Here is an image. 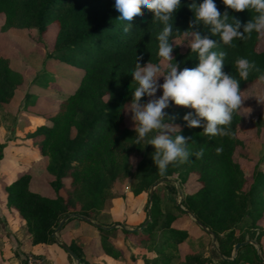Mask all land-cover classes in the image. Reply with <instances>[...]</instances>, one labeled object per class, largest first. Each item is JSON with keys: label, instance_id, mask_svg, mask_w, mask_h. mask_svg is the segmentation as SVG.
Returning <instances> with one entry per match:
<instances>
[{"label": "trees", "instance_id": "1", "mask_svg": "<svg viewBox=\"0 0 264 264\" xmlns=\"http://www.w3.org/2000/svg\"><path fill=\"white\" fill-rule=\"evenodd\" d=\"M200 2L196 0L197 4ZM191 3L192 0H180L172 19L170 55L178 70L195 67L197 63L183 32L200 31L220 44L218 36H211L206 28L189 27L193 19L188 7ZM215 3L223 14L225 6L220 0ZM112 4L113 0H0V32L32 31L42 40L53 27L52 50L47 57L69 67L70 74L77 76L73 90L53 103V110L44 115L43 124L32 134L38 138L39 154L45 159L43 173L49 193L31 191V176L24 173L5 186L7 207L15 210L25 223L33 246L58 245L51 234L59 222L71 215L96 221L108 201L121 197L116 188L118 182L129 180L132 193L139 195L156 181L170 179L172 182L163 183V187L177 195L176 182L183 189L192 177L197 189L182 195L181 206L214 235L218 250L213 248L215 264H241L244 255L249 264H264V253L260 250L259 256L252 244L240 247L231 256L234 245L244 241L247 230L257 227L264 218V158L254 164L248 177L244 176L241 161L247 152L246 141L239 136L244 120L241 110L233 116L231 136L209 141L199 135L201 128L184 125L181 117L191 109L170 104L164 110L166 122L178 125L180 134L189 138L190 156L182 163L173 162L161 174L151 160L152 146L132 144L134 132L125 125L126 113L122 109L131 100L134 85L128 72L133 69L135 57H142L141 66L148 61L157 62L155 36L160 28L152 23L150 11L141 10L139 19L129 22L130 32L124 34L115 27L118 13ZM227 11L242 25L253 15L248 10ZM260 40L261 34L252 33L247 39L234 41L232 47L220 45L214 49L226 52L222 70L235 75L234 61L244 57L264 71ZM176 42L181 44L182 51ZM256 75L251 73L248 80L239 82L242 94L257 86ZM24 82L18 62L0 52V105H9ZM147 99L142 97L141 101ZM254 124L259 130L260 122ZM217 147L222 151L217 153ZM201 149L203 154L196 157L194 153ZM261 162L263 166L259 165ZM174 210L175 214L162 212L154 193L150 213L145 211L144 223L149 220L144 227L137 232L121 229V233L153 254L167 249L179 251L177 247L191 234L174 225L177 215L188 216L177 206ZM192 226L200 236L212 240L193 221ZM96 229L101 233L98 251L118 257L108 240L115 229ZM153 242L155 247L151 248ZM68 247L79 264H86L75 245ZM181 260L183 264H212L209 257L191 249L183 253Z\"/></svg>", "mask_w": 264, "mask_h": 264}, {"label": "rangeland", "instance_id": "2", "mask_svg": "<svg viewBox=\"0 0 264 264\" xmlns=\"http://www.w3.org/2000/svg\"><path fill=\"white\" fill-rule=\"evenodd\" d=\"M53 31V27L50 28L42 40H39L32 31L0 32V52L18 62L25 80L14 100L9 105H0L1 191H4L5 186L14 179L28 173L31 176L29 183L31 191L40 195L49 193L43 173L45 159L39 154L38 138L32 137V134L36 127L43 124L44 115L53 110V103H57L73 90L77 79L75 74H70L72 70L69 67L47 57L52 50ZM175 45H178V50L182 51L183 47L179 42ZM259 45V50L264 51V34H261ZM42 79H45V84ZM158 82L162 83V78H159ZM262 90L264 88L257 85L242 94L245 99L242 101L240 110L244 120L239 136L246 141L247 156L241 161L245 177L249 176L254 164L264 158V105L258 104L255 98L251 97ZM156 95H160L159 90ZM255 121L260 122L259 130L254 124ZM125 125L128 128L133 127L130 113L125 115ZM259 165L263 166L262 162ZM163 185L156 187L154 193L159 199L162 212L172 214L176 213L174 208L178 207L182 195L197 189V184L192 177L183 189L176 182L175 186H178L181 193L179 199L178 195L169 193ZM116 188L121 197L108 201L93 222L102 226L103 229L112 225H120L128 230L140 229L145 221L148 191L134 195L129 180L118 182ZM177 216L178 219L174 225L188 230L191 234L189 239L177 247L179 251L167 249L159 254H153L144 245L138 244L135 239L125 238L120 228H114L115 231L108 240L119 256L116 258L108 256L98 251V237L101 233L92 225L79 219L67 222L56 238L58 243L67 246L75 245L86 264H164V259L167 260L166 264H183L181 256L189 249L195 250L204 258L209 257L212 264H215L217 258L212 240L209 241L208 238L200 236L197 229L192 226L189 216ZM23 230L29 234L25 223ZM250 235H252L251 238ZM244 237V241L249 240L254 243L257 253L261 254L260 250L264 253V218L257 227L248 229ZM57 246L61 249L59 245ZM153 247H155L154 242L151 248ZM233 255L232 251L231 256ZM28 257L39 259L42 264H48L44 256L31 254L23 255L21 264H26ZM248 260V256L244 255L241 264H249ZM65 264H75V262L66 254Z\"/></svg>", "mask_w": 264, "mask_h": 264}, {"label": "clouds", "instance_id": "3", "mask_svg": "<svg viewBox=\"0 0 264 264\" xmlns=\"http://www.w3.org/2000/svg\"><path fill=\"white\" fill-rule=\"evenodd\" d=\"M226 11H218L215 0H196L188 5L193 14L189 25L206 28L211 36H218L220 44L202 35L200 31H185L187 47L196 66L180 68L170 55L173 44L172 19L180 7V0H113L112 8L118 13L115 27L122 33L130 32V21L139 19L141 10L152 13V23L160 30L155 36L157 42V62H146L141 66L142 57H135L131 75L133 87L131 100L122 106L125 113H130L132 144L153 148L151 160L153 165L164 174L173 162L189 159V138L180 134L178 125L166 122L164 110L172 106L191 109L181 119L188 128H201L200 136L211 140L213 137L231 136V124L234 114L241 108L242 92L239 82L246 81L251 73H256L257 85L264 88V71L254 62L241 57L234 61L235 75L225 73V51H215L220 45L232 47L234 41L247 39L252 33L264 34V0H220ZM227 10L240 12L248 10L253 13L251 19L243 25L228 14ZM163 65V67H162ZM238 77V78H237ZM162 78V83H159ZM160 95H156L157 92ZM148 98L142 102L141 98ZM256 102L264 105V90L254 96ZM108 99V95L106 100ZM217 153L222 149L217 147ZM203 150L194 153L196 157Z\"/></svg>", "mask_w": 264, "mask_h": 264}, {"label": "crops", "instance_id": "4", "mask_svg": "<svg viewBox=\"0 0 264 264\" xmlns=\"http://www.w3.org/2000/svg\"><path fill=\"white\" fill-rule=\"evenodd\" d=\"M23 227L24 222L15 210L7 207L6 194L0 190V264H21L27 254L44 256L48 264H65L66 254L57 244L33 246Z\"/></svg>", "mask_w": 264, "mask_h": 264}, {"label": "water", "instance_id": "5", "mask_svg": "<svg viewBox=\"0 0 264 264\" xmlns=\"http://www.w3.org/2000/svg\"><path fill=\"white\" fill-rule=\"evenodd\" d=\"M165 182H172V180H170V179H161V180H158V181H156L155 183H153L150 187H149V190H148V206H147V209H146V211H147V213L149 214L150 213V205H151V202H152V197H153V194H154V190H155V188L156 187H158L159 185H162L163 183H165ZM175 188H176V191H177V195H178V197H179V199L181 198V193H180V189L178 188V186H175ZM178 207L182 210V211H184L189 217H190V219L193 221V222H195L196 223V225L200 228V229H202L205 233H207L210 237H211V239H212V243H213V247H214V249L216 250V251H218L217 250V246H216V241H215V237H214V235L210 232V231H208L199 221H197L196 219H195V217L192 215V214H190L188 211H185V210H183V208H182V206H181V201H179V203H178ZM72 218H74V219H79V220H82V221H84L85 223H87V224H89V225H92L93 227H95V228H101V226L100 225H98V224H96V223H94L92 220H90V219H87V218H85V217H82V216H79V215H71V216H68V217H66V218H64L63 220H61L60 222H59V224H58V226L54 229V231H53V233L51 234V237H56V235L60 232V230L63 228V226L65 225V223L67 222V221H69L70 219H72ZM148 220L149 219H147L146 220V222H148ZM146 222L141 226V228L142 227H144V225L146 224ZM114 228H120V229H124L122 226H120V225H112V226H109V227H107V228H104V230H110V229H114ZM140 228V229H141ZM140 229H135V230H128V229H124V230H126L127 232H137V231H139ZM246 244H252V245H254V243L252 242V241H249V240H246V241H243V242H241V243H237V244H235L234 245V247H233V253H234V255L236 254V252H237V250L240 248V247H242V246H244V245H246ZM58 245H59V247L72 259V260H74V262H75V264H79V260L76 258V256L73 254V252L69 249V247L67 246V245H65V244H63V243H58ZM219 255V257L221 258V259H223V257L220 255V254H218ZM234 255H233V257H234ZM258 255L260 256V254L258 253Z\"/></svg>", "mask_w": 264, "mask_h": 264}, {"label": "built area", "instance_id": "6", "mask_svg": "<svg viewBox=\"0 0 264 264\" xmlns=\"http://www.w3.org/2000/svg\"><path fill=\"white\" fill-rule=\"evenodd\" d=\"M26 264H42V262L39 259L28 257Z\"/></svg>", "mask_w": 264, "mask_h": 264}]
</instances>
